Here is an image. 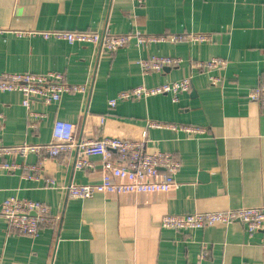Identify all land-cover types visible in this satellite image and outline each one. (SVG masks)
I'll list each match as a JSON object with an SVG mask.
<instances>
[{
	"label": "crops",
	"instance_id": "crops-1",
	"mask_svg": "<svg viewBox=\"0 0 264 264\" xmlns=\"http://www.w3.org/2000/svg\"><path fill=\"white\" fill-rule=\"evenodd\" d=\"M43 31L194 33L209 40L131 43L108 53L92 44L45 38L38 34ZM153 55L182 62L143 72L138 61ZM212 58L226 66L196 67ZM24 72H59L85 91L51 104L31 99V109L43 117L27 116L20 93L0 91L1 148L50 142L56 119L75 125L77 141L110 135L107 127L116 123L137 133L147 120L194 125L203 132L190 137L148 129L154 146L181 165L164 194L72 198L67 185L97 181L102 174L99 156L88 157L91 169H77L76 150L54 158L0 155V164L17 165L0 169V205L12 196L30 199L59 217L35 238L11 231L0 217V264H264V229L249 235L240 223L195 231L159 225L166 214L264 205V111L247 97L264 81V0H0V75ZM186 76L190 89L177 102L163 94L108 106L120 91ZM45 177L57 187H48Z\"/></svg>",
	"mask_w": 264,
	"mask_h": 264
},
{
	"label": "built area",
	"instance_id": "built-area-1",
	"mask_svg": "<svg viewBox=\"0 0 264 264\" xmlns=\"http://www.w3.org/2000/svg\"><path fill=\"white\" fill-rule=\"evenodd\" d=\"M141 4L146 0H134ZM45 38L63 39L70 43H87L96 45L101 52H115L131 43L144 46L150 43L164 41L205 42L209 40L206 34L179 33L169 35H143L139 31L126 34L112 35L88 31H43L39 32ZM177 57L153 55L149 60H139L138 64L143 72H161L168 67L181 64ZM226 66L223 59L212 58L196 63V67L212 70ZM212 80H218L211 77ZM191 86V77L186 76L178 80L164 82L158 85L144 83L118 92L108 100L109 108L113 109L119 101L147 98L155 95H170L173 102L178 101V95L187 92ZM1 92H18L22 95L21 103L27 111V116L43 117V113L31 109V99H39L45 104L57 103L62 95L82 93L85 87L69 84L59 72L37 73H9L0 75ZM247 97L250 101L259 103L264 111V81L252 88ZM104 122V121H103ZM2 117L0 115V130ZM132 128V127H129ZM149 128H168L181 131L190 137L203 132L201 127L186 124L164 123L147 120L144 127L136 133L130 131L126 124L116 123L107 127L110 135L98 139L75 140V125L67 120L56 119L53 123L50 142L41 145L23 144L17 147H0V155L26 156L27 154L46 153L50 158L76 150L78 156L75 161L77 169H91L90 156H99L102 163V174L97 181L75 184L65 187L67 195L72 198H90L95 193L123 195L130 193H168L174 184V176L180 169V161L170 152L157 149L148 136ZM126 131L129 134L126 135ZM17 166L13 163H1L0 169L11 170ZM24 168H28L25 166ZM31 177V175H29ZM44 183L48 187H57L55 179L45 177ZM0 217L7 221L11 231L35 238L42 227H55L59 217L53 215L50 209L37 201L19 197H8L1 202ZM233 223L244 226L247 234L264 229V205L257 207L223 208L213 210L193 211L180 214L163 215L159 221L161 228L175 231H195L209 226L228 227ZM206 245L200 253V258L206 256ZM198 264V263H197Z\"/></svg>",
	"mask_w": 264,
	"mask_h": 264
}]
</instances>
